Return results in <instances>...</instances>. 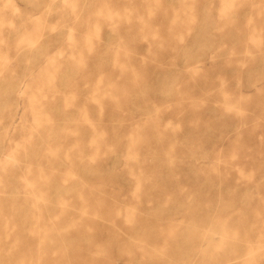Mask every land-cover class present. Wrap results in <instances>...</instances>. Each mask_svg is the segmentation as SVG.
Masks as SVG:
<instances>
[{
  "label": "rangeland",
  "instance_id": "374dc122",
  "mask_svg": "<svg viewBox=\"0 0 264 264\" xmlns=\"http://www.w3.org/2000/svg\"><path fill=\"white\" fill-rule=\"evenodd\" d=\"M0 264H264V0H0Z\"/></svg>",
  "mask_w": 264,
  "mask_h": 264
}]
</instances>
